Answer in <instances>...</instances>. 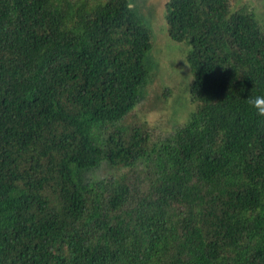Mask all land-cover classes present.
Wrapping results in <instances>:
<instances>
[{
	"label": "trees",
	"instance_id": "trees-1",
	"mask_svg": "<svg viewBox=\"0 0 264 264\" xmlns=\"http://www.w3.org/2000/svg\"><path fill=\"white\" fill-rule=\"evenodd\" d=\"M136 7L0 0V264H264L257 8L167 3L192 80L168 133L144 134L155 72Z\"/></svg>",
	"mask_w": 264,
	"mask_h": 264
},
{
	"label": "rangeland",
	"instance_id": "rangeland-1",
	"mask_svg": "<svg viewBox=\"0 0 264 264\" xmlns=\"http://www.w3.org/2000/svg\"><path fill=\"white\" fill-rule=\"evenodd\" d=\"M170 0H135L136 9L143 17L145 26L151 32L152 48L149 52L148 61L154 69L153 83H150L148 97L141 102L140 108H146V116L135 124L141 127L146 134L168 133L162 123V117H170V105L172 101L175 108L187 107L188 88L192 80V72L187 61V54L191 46L184 42L173 41L168 35V26L165 21L167 3ZM232 6L235 4H249L257 8L259 24L264 28V0H230ZM221 48V49H220ZM224 49V43L214 44L210 56L219 55ZM156 89L157 91H153ZM187 99V100H186ZM153 103H152V101ZM150 101V103H149ZM148 102V103H147ZM147 103V105H146ZM139 108V109H140ZM159 108V111H157ZM146 119V120H145ZM148 122L147 124L145 122Z\"/></svg>",
	"mask_w": 264,
	"mask_h": 264
},
{
	"label": "clouds",
	"instance_id": "clouds-1",
	"mask_svg": "<svg viewBox=\"0 0 264 264\" xmlns=\"http://www.w3.org/2000/svg\"><path fill=\"white\" fill-rule=\"evenodd\" d=\"M247 102L256 110L258 115L264 116V95L249 96Z\"/></svg>",
	"mask_w": 264,
	"mask_h": 264
}]
</instances>
